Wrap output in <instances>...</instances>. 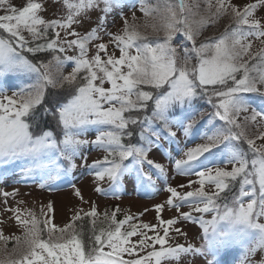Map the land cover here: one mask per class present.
I'll return each mask as SVG.
<instances>
[{"label": "rangeland", "instance_id": "obj_1", "mask_svg": "<svg viewBox=\"0 0 264 264\" xmlns=\"http://www.w3.org/2000/svg\"><path fill=\"white\" fill-rule=\"evenodd\" d=\"M173 1L0 0V27L6 29V37H0V72L19 66L22 59L12 39L27 42L44 23L55 26L54 48L72 63L66 70L57 66L56 73L71 76V83L75 82L74 74L84 68L94 74L93 93L74 108L70 117L72 125L90 127L86 140H71V147L82 156L75 182L51 176L47 184H30L20 173L0 180V264H84L86 257L76 234V222L108 221L114 214L131 222L135 233L126 238L108 236L100 244L106 245L107 255L113 257L105 255L89 260L90 264H122L126 260L136 264H262L264 237L249 250L238 248L234 253L232 249L216 257L210 255L205 247L213 216L205 209L206 199L188 196L217 195L226 178L243 167L240 154L230 145L223 165L218 163L217 154L211 163L217 165L209 167L205 160L202 169H195L196 160L220 145L221 136L204 135L191 140L190 123L180 126L175 137L178 151L171 157L162 150L148 154L163 177L155 181L154 193L145 189L143 199L134 190L124 198L112 197L111 174L90 170L104 156L101 147L90 151L92 143L107 140L110 144L113 137L102 132L100 126L118 127L123 105H137L138 95L146 94L143 86L163 88L177 72L171 53L177 58L183 55L188 44L183 39L186 34L198 44L221 38L231 26L250 28L235 41L228 39L227 45L210 50L198 76L201 84H208L242 70L243 82L264 99V0H185L183 10ZM91 35L95 38L90 41L87 38ZM180 68H184L180 72L184 78L177 94L184 97L190 94L188 70L183 63ZM133 84L141 90L136 95ZM30 97L0 93V160L12 153L28 155L35 150L29 147L27 128L21 121L34 102ZM261 106L246 97L245 106L237 104L239 110L234 114L240 127L251 130L248 137L255 149L264 153ZM224 107L233 113L231 104ZM49 146L42 143L40 150ZM134 181L142 183L137 178ZM252 200L248 194L241 202L240 220L246 224L252 215Z\"/></svg>", "mask_w": 264, "mask_h": 264}, {"label": "trees", "instance_id": "obj_2", "mask_svg": "<svg viewBox=\"0 0 264 264\" xmlns=\"http://www.w3.org/2000/svg\"><path fill=\"white\" fill-rule=\"evenodd\" d=\"M173 3L179 10L186 7L185 0H174ZM5 30L0 27L1 38L6 37ZM249 31L250 28L240 30L231 26L221 38L208 39L198 44L191 34L183 36L188 43L184 46L183 55L177 58L171 53L176 74L166 80L163 88L152 87V84L150 87L143 86L146 94L136 96L137 105H123L118 127L100 126L102 132L113 136L110 138L111 145L107 144V140H99L90 146V151L101 147L100 153L104 156L93 163L90 170L96 174H111L110 195L124 198L129 190H134L139 191V197L143 199L145 189L154 193L155 181L162 176L158 165L147 158L148 154L154 150H162L171 157L179 149L175 137L183 124L190 123L188 136L191 140L200 139L204 135L221 136L222 139L220 145L196 160L194 165L197 171L202 169L205 160L209 167L217 165L211 164L217 154L220 156L218 163L223 165L228 146L233 145L236 153L241 156L243 167L232 177L226 178L223 190L210 198L195 193L188 194L191 198L195 196L207 200L204 206L208 215L213 216L214 223L205 248L214 257L232 249L249 250L264 237V184L261 183L264 182V153L255 149L248 137L251 130L246 131L247 128L240 127L235 122L234 114L235 110H239L237 104L245 106V98L250 97L253 103L262 105L260 114L264 115V99L243 82L245 76L241 74L242 70H238L236 75H228L208 84H201L198 76V69L208 60L210 50L222 44L227 45L228 39L235 41ZM92 38L95 36L91 35L87 39L91 41ZM56 41L55 26H46L44 23L37 27L31 40L26 42L14 38L11 41L13 47L22 52V59L19 66L0 72V93L13 92L17 97H34V102L27 107L21 121L27 128L29 147L35 150L28 155L12 153L0 160V179L20 173L30 184H47L51 176L61 177L71 184L75 182L74 175L82 156L77 149L71 147V140H86L90 127L72 125L70 117L74 108L93 93L94 74L84 68L74 74L75 82L71 83V76L66 78L56 73L57 66L64 70L72 67L65 54L54 48ZM181 63L188 70L186 76L190 92L184 97L177 94V88L184 78L180 74L184 69L180 68ZM133 85L135 87L133 86L132 91L136 95L141 90L136 84ZM229 104L233 113H229L224 107ZM42 143L50 146L41 151ZM88 153L89 148L84 154ZM135 178L142 183L137 185ZM248 194L253 199L250 202L253 210L246 224L240 220V215L244 205L241 202ZM125 221L121 214H114L108 221L103 218L91 224L86 219L76 222V234L86 257L84 264L107 255L106 245L101 246L100 242L106 241L108 236L116 234L126 238L135 233L131 222ZM109 256L113 257L112 254L107 255ZM121 263L136 264L129 260Z\"/></svg>", "mask_w": 264, "mask_h": 264}]
</instances>
